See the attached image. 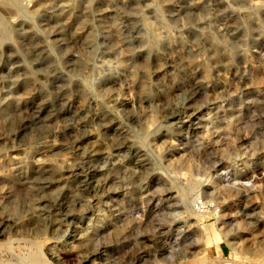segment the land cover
Instances as JSON below:
<instances>
[{"label": "rangeland", "instance_id": "374dc122", "mask_svg": "<svg viewBox=\"0 0 264 264\" xmlns=\"http://www.w3.org/2000/svg\"><path fill=\"white\" fill-rule=\"evenodd\" d=\"M0 19V264H264V0Z\"/></svg>", "mask_w": 264, "mask_h": 264}, {"label": "bare ground", "instance_id": "6f19581e", "mask_svg": "<svg viewBox=\"0 0 264 264\" xmlns=\"http://www.w3.org/2000/svg\"><path fill=\"white\" fill-rule=\"evenodd\" d=\"M250 14V13H249ZM5 24L4 21H2V19H0V31L4 32L5 29ZM9 30V29H8ZM9 33V32H8ZM209 34V33H208ZM151 44V43H150ZM155 45V44H154ZM74 54V53H73ZM84 73V72H83ZM261 141V140H260ZM42 155V154H41ZM40 156V155H39ZM18 183V182H17ZM30 228V227H29ZM33 232V231H32ZM33 256V257H32ZM31 258L29 259V261L27 262V264H44L40 255L39 254H35L32 255ZM30 257V256H29ZM28 259V258H27Z\"/></svg>", "mask_w": 264, "mask_h": 264}, {"label": "crops", "instance_id": "0c3cea01", "mask_svg": "<svg viewBox=\"0 0 264 264\" xmlns=\"http://www.w3.org/2000/svg\"><path fill=\"white\" fill-rule=\"evenodd\" d=\"M220 252H221V253L223 252V248H220Z\"/></svg>", "mask_w": 264, "mask_h": 264}]
</instances>
